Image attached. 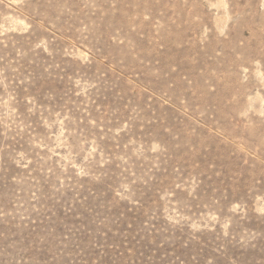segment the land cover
<instances>
[{
	"label": "rangeland",
	"instance_id": "1",
	"mask_svg": "<svg viewBox=\"0 0 264 264\" xmlns=\"http://www.w3.org/2000/svg\"><path fill=\"white\" fill-rule=\"evenodd\" d=\"M0 264H264V0H0Z\"/></svg>",
	"mask_w": 264,
	"mask_h": 264
}]
</instances>
